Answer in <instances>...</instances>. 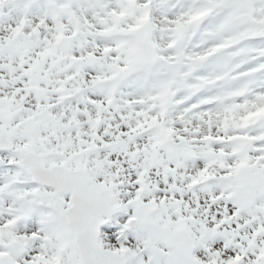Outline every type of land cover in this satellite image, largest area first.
Wrapping results in <instances>:
<instances>
[{
  "label": "snow or ice",
  "instance_id": "6c2138e0",
  "mask_svg": "<svg viewBox=\"0 0 264 264\" xmlns=\"http://www.w3.org/2000/svg\"><path fill=\"white\" fill-rule=\"evenodd\" d=\"M0 264H264V0H0Z\"/></svg>",
  "mask_w": 264,
  "mask_h": 264
}]
</instances>
